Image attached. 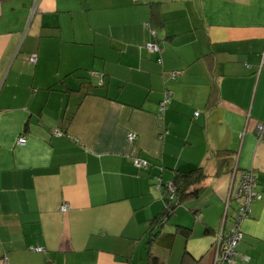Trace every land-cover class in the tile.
<instances>
[{"label": "crops", "instance_id": "1", "mask_svg": "<svg viewBox=\"0 0 264 264\" xmlns=\"http://www.w3.org/2000/svg\"><path fill=\"white\" fill-rule=\"evenodd\" d=\"M259 122L264 0H0V264H214L247 170L250 259L228 264H264ZM195 168L201 192L150 241L164 183Z\"/></svg>", "mask_w": 264, "mask_h": 264}, {"label": "built area", "instance_id": "2", "mask_svg": "<svg viewBox=\"0 0 264 264\" xmlns=\"http://www.w3.org/2000/svg\"><path fill=\"white\" fill-rule=\"evenodd\" d=\"M146 47L150 51H161V47L156 42H148ZM30 60L35 62L36 57L35 55L30 56ZM97 77H101V74L96 73ZM176 75V73H174ZM102 83V81H100ZM172 93L170 91L165 93L164 99L160 102V117H161V126H164L163 118L164 113L167 109V103L171 98ZM199 113L197 112L196 115ZM58 133H61L58 131ZM162 136L166 133L164 130ZM255 133L259 140L264 141V122H259L255 126ZM134 134H131V139H134ZM18 142L20 144H25L27 142V137L22 135L19 137ZM136 164L139 167H147V162L137 158ZM257 173L254 170H247L244 171L239 181L235 187V189L230 193L229 198L226 202V213L225 217L227 216L228 209L231 206V200L236 199L239 202V206L234 213V224L228 230L225 231L222 235L217 234L216 242H215V249H216V257L214 264H228V263H236L238 260L248 261L250 257L246 254H242L238 250V244L243 239V232H242V222L245 217H247L251 212V203L257 199L262 198V193L257 190ZM167 190L171 195L175 192V188L172 184L167 186ZM70 208L69 205H63L61 207L62 210H68ZM225 220V218H224ZM222 241L221 245H219V241Z\"/></svg>", "mask_w": 264, "mask_h": 264}, {"label": "trees", "instance_id": "3", "mask_svg": "<svg viewBox=\"0 0 264 264\" xmlns=\"http://www.w3.org/2000/svg\"><path fill=\"white\" fill-rule=\"evenodd\" d=\"M215 91H216V88L214 87L212 94H215ZM159 117H160V103H159ZM147 167H148V164H147ZM147 167H142V168H147ZM205 178H206V174L203 168H195V169H191L190 171L176 170L175 173L173 174V178L171 179V181L168 183H164L167 186L169 184H172L175 188V192L170 197L171 193H169L168 190H166V193L163 196L166 204L162 212L152 220L151 227L149 228V232H150L149 238L151 239V240L149 239L150 241H152L153 238L154 239L158 238L159 233L161 232L162 228L167 223H169L170 219L176 214L177 212L176 209L177 207H179V205H181L184 201L197 197L199 195V193L201 192L200 184ZM257 186H258V183H257ZM232 202L235 203L234 206L232 205ZM231 206H233V210L235 213V211L237 210L239 206V202L236 199H232ZM225 210H226V207H225ZM166 218H168V221H165ZM224 218H226L225 214H224ZM233 224H234V218H233L231 227L233 226ZM177 227H179L182 231H185V232H188L191 230L190 227L183 226V225H178ZM231 227H229L228 230ZM174 235H175L174 233H170L167 236H165L167 243H165L164 247L166 248L172 247V243L175 238ZM152 260H153V264H157L156 257H153Z\"/></svg>", "mask_w": 264, "mask_h": 264}, {"label": "rangeland", "instance_id": "4", "mask_svg": "<svg viewBox=\"0 0 264 264\" xmlns=\"http://www.w3.org/2000/svg\"><path fill=\"white\" fill-rule=\"evenodd\" d=\"M166 182H168V181H166ZM184 206H185V205H183L182 207L179 206V207L177 208V212H178V210H179V212H180L181 214H186V212L183 210V209H185V208H183ZM177 212H176V214L171 218V220L169 221V223L167 224V226H168L169 228H175V225L177 224V222H179L178 218H180V217L177 216Z\"/></svg>", "mask_w": 264, "mask_h": 264}, {"label": "water", "instance_id": "5", "mask_svg": "<svg viewBox=\"0 0 264 264\" xmlns=\"http://www.w3.org/2000/svg\"><path fill=\"white\" fill-rule=\"evenodd\" d=\"M226 217H228V212H227V216H226ZM226 219H227V218H225V220H224L225 222H226ZM165 221H168V218H166ZM165 221H164V222H165ZM225 222H223V228H222L221 232L219 233V235H222V234L225 232V228H224V224H225ZM165 224H166V223H165ZM221 243H222V241L220 240V241H219V245H221Z\"/></svg>", "mask_w": 264, "mask_h": 264}]
</instances>
